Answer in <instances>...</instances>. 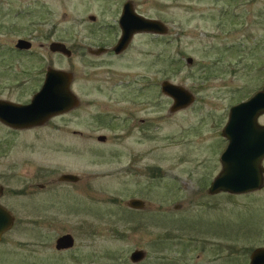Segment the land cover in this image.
I'll list each match as a JSON object with an SVG mask.
<instances>
[{"label": "rangeland", "instance_id": "1", "mask_svg": "<svg viewBox=\"0 0 264 264\" xmlns=\"http://www.w3.org/2000/svg\"><path fill=\"white\" fill-rule=\"evenodd\" d=\"M124 1L0 0V98L29 102L54 66L73 74L80 99L31 128L0 122V205L14 216L0 264H247L264 245V176L244 194L206 190L229 107L264 89V0H128L167 32L88 52L114 45ZM20 37L30 49L14 47ZM51 40L70 56L50 52ZM162 79L191 103L169 110ZM130 98L152 107L120 120ZM132 197L143 207H128ZM64 232L73 246L57 251ZM135 248L145 256L131 262Z\"/></svg>", "mask_w": 264, "mask_h": 264}, {"label": "water", "instance_id": "2", "mask_svg": "<svg viewBox=\"0 0 264 264\" xmlns=\"http://www.w3.org/2000/svg\"><path fill=\"white\" fill-rule=\"evenodd\" d=\"M117 21L121 35L118 36L112 47L114 53L121 52L135 32L151 31L155 34H164L168 30L160 19L144 18L132 10L128 1L123 3L122 13ZM30 45L31 42L22 37L14 43V47L19 50H28ZM47 46L50 52L55 51L61 55L70 56L67 45L62 41L51 40ZM101 51V47H96L91 52L99 53ZM187 60L191 61L190 58ZM43 77L39 90L32 93L29 102L17 103V101L0 98L1 123L3 122L11 128H31L34 125H41L47 118L55 116L57 113H64L75 106L79 99L69 87L73 77L68 70L47 66ZM160 82L161 92L172 99L169 110H177L191 103L193 93L187 91L183 86L163 79ZM228 110L226 122L220 130L222 137H225L227 142L218 157L221 167L206 188L207 192L211 194L220 191L221 193L244 194L257 190L263 185L264 124H261L257 117L264 113V89L254 91L244 101L233 103ZM97 138L105 139L102 134ZM57 180L76 182L78 176L73 172H62L57 176ZM1 188L0 185V193ZM128 200L127 206L130 208L143 207L144 200L137 197ZM13 220L14 216L8 208L0 205V236L8 231ZM72 243L73 235L65 232L54 239L56 249L70 248ZM143 256H145V252L135 248L128 257L131 262H136ZM248 257L247 264H264V245L254 247Z\"/></svg>", "mask_w": 264, "mask_h": 264}, {"label": "flooded vegetation", "instance_id": "3", "mask_svg": "<svg viewBox=\"0 0 264 264\" xmlns=\"http://www.w3.org/2000/svg\"><path fill=\"white\" fill-rule=\"evenodd\" d=\"M126 1H128V0H125L123 3H125ZM128 2H130V1H128ZM132 2H130V6H131V8H132V10H134L133 9V5L131 4ZM122 5L123 4H121V12H120V14L122 13ZM136 11V10H135ZM137 13H139V11H136ZM120 14H119V16H120ZM139 15H141V14H139ZM119 16L117 17V19L119 18ZM141 16H143V15H141ZM144 18L145 17H148L149 19H154V18H151V17H149V16H143ZM119 31H120V28H119ZM138 32H140V31H138ZM145 32H147V33H150L151 31H145ZM145 32H140V33H145ZM136 33V32H135ZM152 34H154V33H152ZM120 35H121V32H120ZM135 35V34H134ZM119 36V35H118ZM118 36H117V38H118ZM133 36V35H132ZM116 38V39H117ZM132 38V37H131ZM131 40V39H130ZM116 41V40H115ZM131 42V41H130ZM116 43V42H115ZM114 43V44H115ZM129 44V43H128ZM114 46V45H113ZM113 46H111L110 47V49L108 48V47H106V46H101V48H102V51L101 52H104V51H106V50H110L112 53H114L113 51H112V47ZM127 46V45H126ZM125 46V47H126ZM97 47H99V46H97ZM96 48V47H95ZM88 49V52L90 51H92L93 49H90V48H87ZM125 49V48H124ZM123 49V50H124ZM70 51V50H69ZM71 53V52H70ZM47 68V67H46ZM46 70V69H45ZM44 70V71H45ZM70 72V71H69ZM71 73V72H70ZM71 76L73 77L72 78V80H74V76H73V74L71 73ZM43 79H44V77H43ZM72 80L70 81V84H71V82H72ZM41 83H42V81H41ZM41 85V84H40ZM40 87V86H39ZM70 87V86H69ZM71 92L74 94V92L72 91V89H71ZM74 95H76V94H74ZM76 97H77V95H76ZM78 99H79V97H78ZM80 100V99H79ZM79 100H78V102L75 104V106H73L71 109H69L70 111L71 110H73V109H75V108H79ZM151 99H149L146 103H143V102H140L139 100L137 101L136 99H133V98H130V100H128L126 103H125V105H126V107L125 108H127V109H124L123 110V112H122V114L120 115L121 116V119L120 120H129V119H135L136 117V114L138 113V111H139V109H145L146 108V111H148L149 110V108L150 107H152V103H151V101H150ZM27 102V101H26ZM118 116H119V114H118ZM144 119V117H141V118H139V120H143ZM47 120H48V118H47ZM3 123V122H2ZM6 125V124H5ZM7 126V125H6ZM133 127L131 124L129 125V127ZM9 129H11V130H13V129H18V128H16V127H13V128H11V127H9V126H7ZM18 130H22V129H18ZM99 135V134H98ZM2 186V185H1ZM2 190H1V193H0V196H2V193H3V186H2V188H1ZM145 202V201H144ZM144 202H143V205H144ZM177 205L175 204L174 205V208L176 207ZM59 237V236H58ZM57 237V238H58ZM57 238H55V239H57ZM73 244V243H72ZM53 245H54V243H53ZM73 246V245H72ZM56 248V247H55ZM71 248V247H70ZM70 248H61V249H70ZM61 249H56L57 251H61Z\"/></svg>", "mask_w": 264, "mask_h": 264}]
</instances>
